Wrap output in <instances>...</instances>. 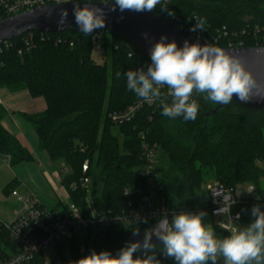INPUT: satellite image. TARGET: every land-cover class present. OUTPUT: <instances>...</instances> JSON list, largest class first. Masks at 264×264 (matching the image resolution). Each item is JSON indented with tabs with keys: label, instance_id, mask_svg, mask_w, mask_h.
Returning <instances> with one entry per match:
<instances>
[{
	"label": "trees",
	"instance_id": "16d2710c",
	"mask_svg": "<svg viewBox=\"0 0 264 264\" xmlns=\"http://www.w3.org/2000/svg\"><path fill=\"white\" fill-rule=\"evenodd\" d=\"M103 1L114 3V0ZM167 2L174 16L161 12L160 6L156 12L168 24L189 26L195 16L203 18L209 33H221L222 48L227 47L228 40H242L245 46H252L256 27L260 29L259 39L264 40V0ZM31 32L33 39L29 46L19 37L12 40L9 48L0 50V87L27 89L32 97L45 99V111L23 114V117L35 129L39 148L50 160L53 163L63 160L69 166L63 182L67 187L79 180L82 165L89 161L87 174L92 181V199L97 209L106 213L126 209L124 189L138 179V166L143 162L138 149L141 131H147L150 141L167 157L168 163L158 158L161 188L154 190L175 213L208 211L206 207L198 209L197 197L200 198L202 186L209 181L264 187V108L238 107L235 111H224L222 106L212 113L218 104L194 97L200 106L194 121H185L183 117L169 119L161 114L162 109L146 106L134 121L116 126L110 122L109 113L139 100L127 89L123 73L130 68H146L151 61L116 33L101 31L87 36L71 31L46 35ZM69 39H74L73 46L69 45ZM95 44L109 53V63L95 59ZM0 154L10 156L12 165L31 158L2 126ZM97 169L104 179L101 197H96L98 185L93 180ZM11 186L12 183L7 189ZM72 198L81 202L78 196L72 195ZM251 207L248 204L234 208L241 214V222H251ZM150 225L154 223L132 221L113 225L105 233L91 237L88 253L110 250L115 255L128 242L132 231L143 233ZM212 227L223 237L229 235L218 225ZM160 249L155 245L157 253ZM32 264H40V260ZM164 264L173 262L165 260Z\"/></svg>",
	"mask_w": 264,
	"mask_h": 264
},
{
	"label": "clouds",
	"instance_id": "9594fccd",
	"mask_svg": "<svg viewBox=\"0 0 264 264\" xmlns=\"http://www.w3.org/2000/svg\"><path fill=\"white\" fill-rule=\"evenodd\" d=\"M73 21L79 32L92 36L96 30L106 27L109 12L125 11L153 13L160 11L168 16L174 12L167 0H114L105 7L92 3L72 2ZM68 10L59 12L58 26L68 24ZM122 18V17H121ZM189 29L195 33L205 30L206 21L194 17ZM145 40L148 33H143ZM151 63L124 72L127 89L144 102H159L161 114L169 119L183 117L194 121L199 113V103L194 98L226 106L233 98L241 104L264 100V82L259 81L238 56L224 48L199 40H184L178 46L167 35H161L150 48ZM132 55L131 53L129 54ZM120 73H117V77ZM166 91H162L165 90ZM170 98V99H169ZM221 209L215 214H220ZM253 218L245 227L233 228L230 234L219 238L212 225L205 222V211H181L161 215V219L143 231H132L133 240L127 242L114 255L110 250H91L87 255L70 264H264V209L254 204L250 209ZM240 218L238 213L236 219ZM140 223H148L147 217L137 216ZM159 244V253L155 245ZM161 257L163 259H161Z\"/></svg>",
	"mask_w": 264,
	"mask_h": 264
},
{
	"label": "built area",
	"instance_id": "2783aa9c",
	"mask_svg": "<svg viewBox=\"0 0 264 264\" xmlns=\"http://www.w3.org/2000/svg\"><path fill=\"white\" fill-rule=\"evenodd\" d=\"M73 1L75 0H0V21L38 7ZM153 13L157 14L156 11ZM193 24L195 20L189 26L180 23L169 25L192 42L199 40L201 44L207 42L220 47L221 33L211 34L207 27L204 31L193 33L189 30ZM259 32L260 29L256 27L253 45L249 47L264 48V40L258 37ZM21 39L29 46L33 33L27 32L21 36ZM61 41L59 38L58 42ZM11 45L12 41H5L0 45V50ZM69 45H74V39H69ZM226 46V48L247 47L242 40H228ZM146 106L161 109L158 101L148 103L137 100L124 109L110 112L108 118L116 126L128 124L134 121ZM138 149L143 162L138 166V179L124 189L126 209L122 212L106 213L96 208L91 198L92 181L87 174L88 160L82 165V176L79 180L66 186L68 199L61 208L44 207L34 193L20 196L14 192L21 203V208L13 219L7 220L0 216V264H32L37 260H40V264H70L87 253L89 238L98 233H105L113 225L139 222L137 216L147 217L148 222L155 224L162 218L161 215L169 216L175 213L164 204L154 190L161 188L157 172L160 149L156 143L150 141L147 131L139 133ZM10 158L7 156V160ZM60 173L66 176L68 171L61 169ZM207 183L208 197L200 196V200L207 202L206 208L213 217H226L227 222L218 225L225 231L230 232L234 222L241 219L239 212L240 218L236 219L238 213L234 212L235 207L248 204L253 206L258 203L264 209L263 186L258 188L255 184L227 185L220 181ZM84 191L86 193H83ZM72 195L78 196L81 202L75 201ZM218 209H221L219 215L215 214Z\"/></svg>",
	"mask_w": 264,
	"mask_h": 264
},
{
	"label": "water",
	"instance_id": "95a60500",
	"mask_svg": "<svg viewBox=\"0 0 264 264\" xmlns=\"http://www.w3.org/2000/svg\"><path fill=\"white\" fill-rule=\"evenodd\" d=\"M73 2L80 3L81 6L88 3L102 6L105 7L106 12L108 9V6L106 5L112 4L104 1ZM71 3L72 2L46 5L35 8L29 12L20 13L13 17L1 20L0 45H2L5 41H12L19 38L30 31H36L43 34H57L67 31L79 33L73 21V5ZM63 8H67L69 13L68 24L63 27H59L57 23L59 20V12ZM101 31L121 35L148 60H150V48L160 39L161 35H167L169 41L174 39L178 46H182L184 40L186 39L192 43L191 40L169 25L156 13H135L130 11L120 13L119 10L116 12H109L106 17V27L102 30H96L94 34ZM143 33H148V40L143 38ZM224 49L229 54L240 57L245 66L254 74V76L259 81L264 82V48L246 47ZM232 103L238 107L250 110H262L264 108V100H253L250 103L241 104L234 97ZM221 107L222 105H218L214 110H212V113H216ZM170 218L171 215H169V219ZM133 239V236H131L128 242ZM156 245L160 246L158 243Z\"/></svg>",
	"mask_w": 264,
	"mask_h": 264
},
{
	"label": "crops",
	"instance_id": "0c3cea01",
	"mask_svg": "<svg viewBox=\"0 0 264 264\" xmlns=\"http://www.w3.org/2000/svg\"><path fill=\"white\" fill-rule=\"evenodd\" d=\"M46 108L45 99L32 97L27 89L11 90L0 87V126L13 135L31 155V158L25 161L36 162L35 170L29 176L24 166L18 165L20 162L12 165L11 158L6 160L11 168H18L15 171V177L13 173L0 171V197L1 195L11 196L15 201L13 204L0 206V216L4 219H13L21 208V203L14 192L20 196L34 193L41 204L49 209L60 208L68 199L66 185L63 183L65 176L60 173L61 169L57 170L54 167L55 162L50 160L48 154L39 148L35 129L23 117V114L40 113ZM2 159L4 160L3 155L0 154V170L3 167ZM10 183H12L11 189H7ZM48 188L51 191L50 194H46Z\"/></svg>",
	"mask_w": 264,
	"mask_h": 264
},
{
	"label": "rangeland",
	"instance_id": "374dc122",
	"mask_svg": "<svg viewBox=\"0 0 264 264\" xmlns=\"http://www.w3.org/2000/svg\"><path fill=\"white\" fill-rule=\"evenodd\" d=\"M99 37L100 38L102 37V33L99 34ZM107 41H108V39H107ZM108 43L110 45V42L109 41H108ZM95 45L96 46L93 49V56L95 57V59L98 62H103L104 60H106L107 63H109L110 62L109 53L107 51L105 52L102 49L101 45H99V44H95ZM195 97H197L198 99H200L202 101H205L202 96H195ZM237 108H238V106L235 105L234 103H231L229 105L223 106V110L224 111H235V110H237ZM263 133H264V131H263ZM3 158H4V160L2 159V161H3V167L1 168L0 171H2V172L3 171L4 172L5 171H8V173L9 172L10 173H13V177H15V171H16V169L18 167L11 168L10 165L8 164V162L6 161L7 160V156L6 155H3ZM159 160H161V161H163L165 163H168L167 157H166V155L162 151L159 154ZM21 164L26 169V173H28V175L31 176L32 175V172H34V170H35L36 162L22 161L18 165H21ZM31 165H33V166H31ZM25 166H27V167H25ZM54 167L57 170H59V169H65L68 172L70 171L69 166L63 160H59V161L55 162ZM99 170L100 169H97L96 170V173H94V175H93V180L96 182V185H98L97 186V190H96V197H101V195H102V189L101 188H102L103 183H104V179L100 176ZM209 182H211V181H209ZM207 184H204L202 186L201 191H200L199 196L201 195L202 198L208 197L207 188H206L207 187ZM47 190L48 191H47L46 194H50L51 193L50 189L48 188ZM197 198H198L197 199V207H198V209L201 210L203 207H207V205H208L207 202L200 200L199 197H197ZM13 203H15V201H14V199L11 196L7 197V196H4V195H1V197H0V206L4 207L5 205H10V204H13ZM205 212L207 213V216L205 217V222L211 224L212 226L213 225H219L221 223H226L227 222V219H226L225 216L213 217L208 211H205ZM234 212L235 213H238L237 211H234ZM247 224L248 223H246V222H241L240 220H236L234 222V224H233V228L245 227V226H247ZM215 233H216V235L219 238H223V234L222 233H218L217 231H215ZM229 234H230V232H229ZM91 244H92V238H89V240H88V250H89ZM87 254H88V251H87V253L85 255H87ZM220 264H223V262L220 261Z\"/></svg>",
	"mask_w": 264,
	"mask_h": 264
}]
</instances>
